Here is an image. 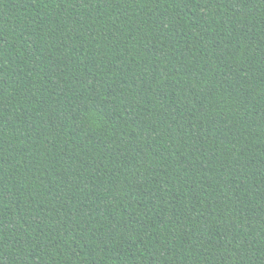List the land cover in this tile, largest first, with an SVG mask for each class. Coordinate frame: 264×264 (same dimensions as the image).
<instances>
[{
	"label": "trees",
	"instance_id": "1",
	"mask_svg": "<svg viewBox=\"0 0 264 264\" xmlns=\"http://www.w3.org/2000/svg\"><path fill=\"white\" fill-rule=\"evenodd\" d=\"M0 264H264V0H0Z\"/></svg>",
	"mask_w": 264,
	"mask_h": 264
}]
</instances>
